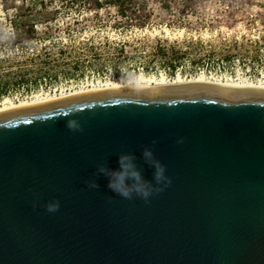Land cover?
<instances>
[{
	"label": "water",
	"instance_id": "1",
	"mask_svg": "<svg viewBox=\"0 0 264 264\" xmlns=\"http://www.w3.org/2000/svg\"><path fill=\"white\" fill-rule=\"evenodd\" d=\"M146 147L171 178L147 202L96 174L132 153L151 180ZM0 264H264V90L121 87L0 113Z\"/></svg>",
	"mask_w": 264,
	"mask_h": 264
},
{
	"label": "rangeland",
	"instance_id": "2",
	"mask_svg": "<svg viewBox=\"0 0 264 264\" xmlns=\"http://www.w3.org/2000/svg\"><path fill=\"white\" fill-rule=\"evenodd\" d=\"M140 73L264 79V0H0V100Z\"/></svg>",
	"mask_w": 264,
	"mask_h": 264
},
{
	"label": "clouds",
	"instance_id": "3",
	"mask_svg": "<svg viewBox=\"0 0 264 264\" xmlns=\"http://www.w3.org/2000/svg\"><path fill=\"white\" fill-rule=\"evenodd\" d=\"M68 127L73 131L79 130L76 122H69ZM178 142L182 143V140ZM143 157L145 162L154 168L151 180L144 177L140 168L137 167L135 155L132 153H121L119 167L116 169L109 168L104 163L98 165L96 174L105 176L108 180L107 187L117 195L125 199L138 196L147 202L154 192L162 191L163 186L171 184V178L167 175L166 165L155 157L152 148H144ZM87 183L88 187L93 189L100 187L96 180H90ZM59 208L60 201L58 199L46 204V209L49 212H56Z\"/></svg>",
	"mask_w": 264,
	"mask_h": 264
},
{
	"label": "bare ground",
	"instance_id": "4",
	"mask_svg": "<svg viewBox=\"0 0 264 264\" xmlns=\"http://www.w3.org/2000/svg\"><path fill=\"white\" fill-rule=\"evenodd\" d=\"M182 83H203V84H212L219 85L225 87H234V88H248V89H260L264 90V79H258L257 81H252L244 77L238 78H230V77H216V76H208L204 73L199 74L194 77H183L181 74H177L173 79H169L165 75L161 76H147L143 73H140L137 76L130 77L128 79L122 81H107V82H99L98 84H94L91 87L84 89H78L70 92H62L59 95H45L40 97L39 95L34 96V98L30 101H20L18 103H14L9 97H5L0 100V113L36 105L72 95L98 91V90H106L113 88H121V87H139V86H154V85H166V84H182Z\"/></svg>",
	"mask_w": 264,
	"mask_h": 264
},
{
	"label": "trees",
	"instance_id": "5",
	"mask_svg": "<svg viewBox=\"0 0 264 264\" xmlns=\"http://www.w3.org/2000/svg\"><path fill=\"white\" fill-rule=\"evenodd\" d=\"M158 51L161 52L162 50L159 49ZM178 63L179 62H170L169 67L171 69V72H170L171 75H174L175 74V70L178 69V65H179ZM23 82H24V79L23 78H20V80H18V81L15 80L12 83H14V85H19V84H21ZM12 83L9 80H2V79H0V98L3 97V96H5V95H7L9 93V91H8L9 88L10 87H13L12 86Z\"/></svg>",
	"mask_w": 264,
	"mask_h": 264
}]
</instances>
